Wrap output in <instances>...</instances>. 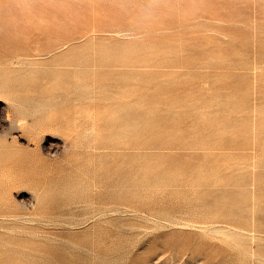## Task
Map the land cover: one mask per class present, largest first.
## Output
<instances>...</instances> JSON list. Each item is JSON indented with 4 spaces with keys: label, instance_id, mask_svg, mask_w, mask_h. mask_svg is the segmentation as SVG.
<instances>
[{
    "label": "rangeland",
    "instance_id": "obj_1",
    "mask_svg": "<svg viewBox=\"0 0 264 264\" xmlns=\"http://www.w3.org/2000/svg\"><path fill=\"white\" fill-rule=\"evenodd\" d=\"M0 5L7 24L0 25V79L32 78L51 89L25 120L49 121L38 144L18 115L9 116L12 100L0 93V200L11 208L0 216V256L15 253L29 264H264V0ZM163 37L170 48L145 44ZM7 42L17 48L6 49ZM64 54L85 55L86 64L55 60ZM80 73L81 95L55 84ZM109 73L141 87L140 123L119 127L114 110L134 95L109 86ZM130 160L144 176L161 177L147 184L139 210L93 209L86 193L68 202L47 195L72 176L99 195L106 167ZM229 194L243 196L230 214L216 203ZM43 198L50 207L44 214L37 210ZM83 238L87 244H77ZM47 249L63 250L65 259Z\"/></svg>",
    "mask_w": 264,
    "mask_h": 264
},
{
    "label": "bare ground",
    "instance_id": "obj_2",
    "mask_svg": "<svg viewBox=\"0 0 264 264\" xmlns=\"http://www.w3.org/2000/svg\"><path fill=\"white\" fill-rule=\"evenodd\" d=\"M0 1H2V0H0ZM155 3L157 4V6H159L161 8H164V6H165L163 3H160L159 1L158 2L155 1ZM3 7H4L3 5L2 6L0 5V25L6 26L7 24L4 23L5 21H4V18L2 17V16H4L3 15L4 14L3 13ZM145 15L149 16V14H147V13ZM161 16H163V15H157V17L153 18V22H154L153 25L154 26L156 24H158V22L162 19ZM19 18L24 19L25 15L21 16ZM16 37H18V35ZM167 40H168L167 37H163L160 39L159 38H149L148 41L145 42V44H148L151 47L156 48L160 45V43L162 45L164 43L167 48H170V46L167 45ZM141 46H144V45L143 44H140L139 46L136 45L134 47V49H131V50L138 52V50H139L138 47H141ZM9 47H10V49L11 48L16 49L17 45L15 43H12V42L11 43L7 42L5 44V48L8 49ZM189 47H191V46H189ZM260 48H261V50H264V37L261 41ZM134 55H136V54H134ZM78 58H81V60H83L81 62L83 64H86V61H85L86 59H84L85 55H78V54H73V55H68V56L64 54L62 56L57 57V59H55V60L62 59V60L68 61V60L78 59ZM135 59H138V57L135 56ZM82 72H84V71H82ZM109 74L112 78L115 79L114 83H108L107 82V84L109 86H112L113 84L116 85L117 90L119 92H121L123 96L134 95L133 102L121 101V102H119V105L116 106V108L114 110L116 113V117L118 118L117 123H119V127H121V125H124L125 122H127L128 120L130 122H132V120H135V122H137V123H140V121H143L144 115H145L144 108H143L144 103L142 101V98L140 96H138L141 94V87L139 86V84L131 81L132 79L129 80L127 76L116 75L115 73H109ZM58 81L59 82H57L55 84H59V88L61 90L66 91V92H68L70 90H74L77 94H80V95L83 94L82 87L84 85H86L85 77L83 75H81V73L76 74L74 80L70 77V79H68V80L61 79ZM166 90H168V89L166 88ZM31 91H34L35 94H29ZM49 91H51V89L43 88L42 85L39 84L36 79H32V78L16 79L14 77H3L2 79H0V93L5 92V95H7L12 100L11 104H9V110L12 111L13 114H11L9 116H12L14 114L18 115V121L17 122L21 126H27V123L25 122V120L32 113L33 107H35L38 103H40L42 101V99L45 98V96L47 94H49ZM136 94H138V95H136ZM7 110H8V105H7ZM8 114H7V117H8ZM49 127H50V123L47 119H45V117L36 115L33 119L32 124L30 126H27L24 128H26V131H27L28 135L30 136V140L34 141L35 144H38L41 137L43 136V132L45 130H48ZM74 152L75 151H73L71 153H74ZM72 159H74V156H70V160H72ZM0 160H1V158H0ZM132 160H130L129 165L126 164L127 166L124 165V166H122L121 169L114 170L108 166L106 167L105 172L102 174L105 176H100L98 178V181H99L98 186L101 187L100 191L102 192L99 195L96 194L98 191L93 193L95 191L94 190V184L91 187L90 193L87 192V190H83V189L79 188L80 185H82L83 183H86L85 181H83L80 178L81 176H72L73 180L71 181V183L64 181L60 185L59 190L54 191L52 193L48 192L47 195L49 197H51L52 199L58 200L59 194H60L61 196H63V197H61V199L68 202L71 199H73L74 197H77V198L82 197L83 194L86 193L87 196H89L86 204L90 205V208H93V209L107 208V209H111V210H118V209H120V207L122 205H125V206H132L133 205V207H135L134 210H139V209H141V206L144 205L142 198L146 192L145 187L147 186V184L148 185L156 184L161 177L160 176H144L143 175V168L141 167V165H139L138 161L136 162V161H132ZM164 177L168 178V179H170V178L172 179L175 176H164ZM75 178L77 179L76 181H75ZM195 195L202 196V197H208L207 194L205 195V192H201L200 190H196ZM203 195H205V196H203ZM242 198H243L242 195L234 196L232 194H229V195L222 196L221 198H218L216 203L220 208L229 207L231 210L228 211V214H230V213H232V211H234V208L236 207V205H238L237 199L240 200ZM43 199H41L42 204L39 205V207L37 208L38 212L42 213V214L48 213L50 210V207L48 206V204H49L48 201H46V199H44V200ZM157 205L160 206L159 204H156L155 206H157ZM153 206H152V208H153ZM165 208L166 207H164L163 211L165 210ZM157 209H158V207H157ZM10 210H11L10 205H8L5 201L0 200V216H4V215L6 216V215L10 214L9 213ZM226 213H227V211L222 212V214H226ZM163 216H166V215H163ZM169 220H171V218H169ZM216 230H218V229H216ZM225 233H227V232H225ZM228 234L234 238L242 237L240 234L236 235L234 232L228 233ZM5 238L7 239V241H11V242L19 243L21 241L19 238L12 237V236H6ZM86 240H87V238H83V239L77 240L76 242H77V244H83L84 245V244H87ZM187 242H189V241H187ZM238 242L239 243H237V245H239L241 247L244 246V244L242 242H240V241H238ZM22 243H25V241ZM179 245H180V243H179ZM195 247H196V245H195ZM47 252L51 256H53L54 258H56L58 260H64L65 259V256H64L65 253L63 252V250L47 249ZM261 256H264V255H261ZM0 264H29V263L24 262V259L21 258L20 256H18L17 254L12 253V255H10L8 257L0 256Z\"/></svg>",
    "mask_w": 264,
    "mask_h": 264
}]
</instances>
